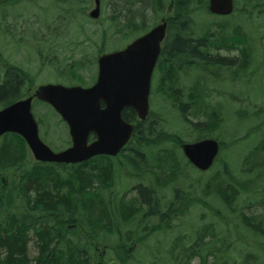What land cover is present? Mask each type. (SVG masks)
Instances as JSON below:
<instances>
[{"label": "rangeland", "instance_id": "1", "mask_svg": "<svg viewBox=\"0 0 264 264\" xmlns=\"http://www.w3.org/2000/svg\"><path fill=\"white\" fill-rule=\"evenodd\" d=\"M246 2L237 0V11L228 19L212 16L206 9H199L194 16L199 35L207 29H211L208 34L217 35V27L223 24H228L232 36L237 26L242 28L240 37L245 36V47L250 46L245 52L250 59L244 79L239 81L227 70L196 62L180 68L169 62L163 63L154 73L150 95L149 115L150 120L155 121L154 134L145 141L143 136L135 135L119 156L97 160L109 171L106 194L121 209L119 216L122 217L123 207L140 208L136 209L139 213L132 223L134 242L123 244L128 255L126 262H119L116 252L119 234L99 246L95 264L101 260L104 264H186L188 258L190 264H216L219 239L234 249L230 252L231 264H264V223L256 225L260 218L264 219L263 192L256 202H248L243 209L248 219L257 220L253 226H258L259 230L255 232L241 223V219L232 218L235 215L228 217L225 207L212 197L208 198L205 190L206 180L217 170L224 169L225 163L237 175L242 154L250 153L254 142L261 139L256 131L264 121V0H255V4H260L258 8H253L254 5L248 8ZM2 4L5 6L0 8V81L11 68L23 71L28 76L25 98L45 84L93 85L97 80L99 57L123 50L133 41L121 40L119 34L112 37L109 31L112 27L110 17L127 5V0H100L98 19L90 17L96 9V0H62L60 3L55 0H3ZM168 7L161 16L153 19L154 23L150 22L151 26L161 24L163 16L169 18L172 15ZM213 41L210 43L215 45ZM240 42L238 48H242ZM239 50L233 48L231 53L222 52L229 57L239 54L237 57L240 58L244 54ZM212 52L215 54L216 51ZM76 64L79 67L76 68ZM67 66L73 72L67 71ZM219 75L225 82L218 83ZM202 99L206 109L198 116L195 113L201 111L193 105L201 104ZM204 106H201L202 110ZM193 109L195 113H190ZM212 109L218 115L213 116ZM33 113L40 123L44 143L54 151L71 146L67 125L49 106L36 101ZM220 117L224 121L222 125L215 121ZM199 122H217L220 128L211 138L225 147L221 148L215 165L207 172L192 165L182 150L183 143L190 144L198 139ZM201 127L206 129L207 124ZM248 132L252 133L249 139L234 143ZM27 151L29 164L34 165L37 162L28 148ZM168 181L170 185L167 186ZM140 186L153 190L163 211L171 210L170 202L183 210L164 220L152 217L148 207L141 205L142 198L137 190ZM177 191L181 197L178 201L175 199ZM202 201L207 205L200 204ZM249 205L254 207H247ZM78 229L88 235L85 227ZM123 236H127L126 231ZM133 246L135 249L129 253ZM192 246L198 247L196 255L178 256L184 253L182 247L189 250ZM34 247L31 243L32 256L35 255ZM248 256L256 258L246 262ZM224 260H227L226 256Z\"/></svg>", "mask_w": 264, "mask_h": 264}, {"label": "trees", "instance_id": "2", "mask_svg": "<svg viewBox=\"0 0 264 264\" xmlns=\"http://www.w3.org/2000/svg\"><path fill=\"white\" fill-rule=\"evenodd\" d=\"M2 1L0 0V8L5 6ZM55 1L60 3L62 0ZM245 4L248 8L252 5H254L253 8H258V5L260 7V4H255V0H247ZM167 6L172 9V15L168 22L165 59L169 53L178 58L169 62L171 65L180 68L184 64L191 65L195 61L198 63L202 58L200 63L204 66L209 68L215 66L224 71L228 68L232 70L231 77L240 79L239 81L244 79L249 71L247 60L250 58L245 54L247 50L244 43L245 36L242 38L239 34L242 28L237 26L233 36L230 35L228 24L219 25L217 35L208 34L211 29H207L202 35H199L197 31L194 16L199 9L208 11V0H127V5L114 11L110 17L111 36L119 34L121 40H134L152 27L150 22L154 23L153 19L161 16ZM104 34L107 37V32ZM213 40L216 42L230 41L234 50L241 49L244 55L239 58L238 54L231 60L212 58L207 51L214 46L210 43ZM239 40L242 42V48L237 47ZM199 48L206 50V53H199ZM162 60L163 55L160 57V63ZM75 67L79 65L76 64ZM66 69L73 72L70 66ZM6 73L3 84L0 83V104L4 105L18 98V92L27 85L28 78L27 74L17 68H11ZM217 81L221 84L225 82V79L220 78L219 75ZM201 106H204L203 99L201 104L193 105L194 109L201 112L195 113L193 109L190 113L198 116L201 113L204 114L206 107L204 106L202 110ZM212 111L213 116L218 115L213 109ZM123 117L126 121L137 124L135 135L143 136V141L154 134L152 129L155 124L149 125L150 118L140 122L137 120L136 113L131 109H126ZM216 120L221 125L224 122L221 117ZM189 123L192 121L189 120ZM218 123L202 124L199 122L197 124L200 125L197 130L199 137L196 141L215 137L220 128ZM205 124H207L206 129L201 127ZM256 133H259L261 139L254 142L250 153L242 154L243 157L238 161L240 168L238 167L237 175L232 171L231 166L225 163L224 169L214 172L213 176L205 182L208 198L212 197L225 207L228 217L235 215L236 217L232 218L241 219V223L255 232L259 230L258 226L264 223V219L260 218L256 224L258 226H253L257 220L248 219L243 209L248 202L249 204L256 202L261 197V192H263L262 199L264 200V121L260 123ZM246 134L244 137L235 139L234 143L246 141L252 136L251 132ZM222 148L225 149L223 145ZM95 159L97 162V160L103 161L109 158ZM102 163L98 162L97 168H90L86 173L78 174L77 168L69 172L66 170L69 168L66 165L42 163L30 165L24 140L17 135H5L0 142V264H95L99 258L97 251L99 246L107 244L109 239L119 234V246L116 252L119 255V262L125 263L128 255L125 253L123 244L134 242L131 236L132 223L138 213L134 214V209L123 207L122 217L119 216L121 209H118L110 196L106 194L110 174ZM51 168L57 169L55 175L45 171ZM37 169H42L43 172L38 174ZM165 185H170V182H166ZM140 189L152 217L164 220L183 210L179 209V205H175V202H170L171 210L165 212L160 200L154 196L153 190H146L142 187ZM176 194L175 199L178 201L181 197L178 191ZM200 204L207 205L205 201ZM261 204L264 203L261 202ZM57 218H66L70 224L85 227L88 229V235H83L78 229L79 226H74L70 230L66 229L65 222H56ZM124 231L127 232V236H123ZM31 243L35 246L34 256L31 252ZM219 243L216 251V264H231L230 252L234 249L225 246L221 239ZM182 249L184 253L178 256L183 254L186 258L187 253L196 255L198 247L192 246L190 251L185 247ZM225 256L227 260H224ZM255 258L248 256L245 260L246 262L254 261ZM190 260L186 259V264H190Z\"/></svg>", "mask_w": 264, "mask_h": 264}, {"label": "water", "instance_id": "3", "mask_svg": "<svg viewBox=\"0 0 264 264\" xmlns=\"http://www.w3.org/2000/svg\"><path fill=\"white\" fill-rule=\"evenodd\" d=\"M96 1L92 18L100 15V2ZM234 10V0H209L212 14L229 16ZM166 31L167 23L163 22L124 50L101 56L98 79L92 87L48 85L37 91L36 97L50 104L67 123L70 148L54 152L43 143L32 114V98L0 111V137L7 133L20 135L34 158L45 163L76 164L100 155L117 156L134 132V126L123 118V111L131 108L140 120L149 114L152 76ZM92 134L96 140L90 143ZM182 150L192 165L207 171L213 166L220 145L216 140L205 139L183 144Z\"/></svg>", "mask_w": 264, "mask_h": 264}, {"label": "flooded vegetation", "instance_id": "4", "mask_svg": "<svg viewBox=\"0 0 264 264\" xmlns=\"http://www.w3.org/2000/svg\"><path fill=\"white\" fill-rule=\"evenodd\" d=\"M165 19L167 20V18H165V16H163V18H162V20H161V23H163V22H165ZM167 47V45H166V41L164 40L163 41V43H162V46H161V48H162V50H161V55H163V60H162V62L160 63V59H159V61H158V64L156 65V68H155V72H156V70L160 67V65H162L163 63H165V61L166 62H171V61H173V59H178V58H176V56H173V55H170V53H169V55H168V57L165 59V48ZM250 47V46H249ZM249 47H246L247 48V50H250V48ZM211 51H207V52H209L210 53V56L212 57V58H225V59H228V60H231V59H233V57H229L228 55H224L223 54V52H222V50H226V53H231L232 51H233V44H232V42H230V41H225V42H219V43H217L216 41H215V45L210 49ZM246 50V51H247ZM198 51H199V53H201V52H205L206 53V50H202V49H198ZM212 51H216L215 52V54H217V53H219V54H217V55H215ZM167 52V51H166ZM213 53V54H212ZM221 54V55H220ZM246 56L248 57V54H246ZM202 59V58H201ZM200 59V60H201ZM199 60V62L198 63H200L201 61ZM192 61H194V60H192ZM195 62H197V61H195ZM227 71H229V73H231V70L230 69H226ZM7 71H9V70H7ZM6 71V72H7ZM226 74H228V73H226ZM6 75H7V73H6ZM154 76V75H153ZM165 77V76H164ZM2 81L3 80H1L0 81V83H2ZM8 82V81H7ZM3 84V83H2ZM25 85V84H24ZM25 87L26 86H23V89H22V91H21V89L19 90V92H18V94L19 95H17L18 96V98H16L15 100H13L12 101V103L14 104V103H16V102H18V100H21V99H27V98H33V103L34 102H36V101H38L37 99H36V96H35V93H36V91H37V89L34 91V92H32V94L30 95V96H28V97H26L25 98V91H24V89H25ZM39 88V87H38ZM11 104V103H10ZM6 105V104H5ZM4 107V106H3ZM102 107H104V105L102 106ZM149 114H150V111H149ZM148 114V116H147V118L145 119V120H143V121H140V122H144V121H147V119H149L150 118V115ZM137 120H138V118H137ZM139 121V120H138ZM131 124H133L134 125V131H135V129H136V126H137V124L136 123H132V122H130ZM155 124V121H151L150 122V124L149 125H154ZM92 141H94V140H92ZM65 165H67V164H65ZM73 166H75V167H73ZM68 167L69 168H66V170L67 171H69V172H72L75 168H77L78 169V172H77V174L78 173H86V171H89L90 170V167H93V168H97V162H96V159L95 158H93V159H91V160H88V161H86V162H82V163H78V164H69L68 165ZM37 172H38V174H40V173H42L43 172V170L42 169H37L36 170ZM46 172H49V173H51V174H53V175H55L56 174V172H57V169L56 168H51V169H48V170H45ZM140 187H142V186H140ZM140 187H137V190L139 191L138 192V194L141 196V198H142V203H141V205L143 206H146V207H149V206H147V203H145L146 201H144V199H143V196H142V193H141V189H140ZM143 188V187H142ZM146 189V188H145ZM146 190H148V189H146ZM161 202V201H160ZM140 207L139 206H137L136 208H133L134 209V212H136V213H139L136 209H139ZM150 212V211H149ZM150 214V213H149ZM55 221L56 222H65L64 223V225H65V227H66V229H71V228H73L74 226H72L69 222V220L68 219H66V218H57V219H55ZM135 249V246H133V248H130V250L128 251L129 253H131L133 250Z\"/></svg>", "mask_w": 264, "mask_h": 264}]
</instances>
